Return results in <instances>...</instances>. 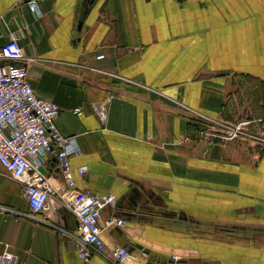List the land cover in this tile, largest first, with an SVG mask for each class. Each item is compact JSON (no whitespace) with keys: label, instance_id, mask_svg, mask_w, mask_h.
Listing matches in <instances>:
<instances>
[{"label":"crops","instance_id":"0c3cea01","mask_svg":"<svg viewBox=\"0 0 264 264\" xmlns=\"http://www.w3.org/2000/svg\"><path fill=\"white\" fill-rule=\"evenodd\" d=\"M37 5L0 0V43L14 32L35 58L28 80L59 106L57 126L80 147L69 159L76 187L113 193L103 218L126 224L103 231L105 255L83 263L60 230L76 233L77 222L58 194L39 214L47 222L32 219L0 165V251L17 264H113L116 246L131 253L125 264H264V142L205 139L196 115L252 120L264 137V0ZM109 93L103 124L91 103ZM43 167L64 189L56 158Z\"/></svg>","mask_w":264,"mask_h":264},{"label":"built area","instance_id":"2783aa9c","mask_svg":"<svg viewBox=\"0 0 264 264\" xmlns=\"http://www.w3.org/2000/svg\"><path fill=\"white\" fill-rule=\"evenodd\" d=\"M20 1H25L32 12H39L37 0ZM103 57L104 54H98L95 58L100 60ZM34 59L26 57L19 36L14 32L0 43V165L6 176L21 185L30 218L47 222L39 218V214L49 207L52 195L58 194L60 202L77 222L76 233L63 228L60 230L74 241L81 261L88 263L93 253H106L102 232L111 227L125 226L126 219L114 214L103 218L104 209L116 204L117 198L113 193H97L76 187L69 159L80 153V147L75 136L63 134L57 126L55 119L59 106L41 97L28 80V64ZM113 97L109 93L103 100L91 103L93 113L103 124L107 121L108 106ZM80 110L77 107L74 112L78 114ZM196 115L208 126L198 129L205 139H240L248 144L264 142L262 135L249 129L252 120L225 122L200 113ZM46 156L56 158L64 189L56 188L44 170ZM86 171V166L76 168L82 177ZM109 254L113 264H125L131 255L125 246H116L109 250ZM0 264H17V259L9 250L3 249L0 251Z\"/></svg>","mask_w":264,"mask_h":264},{"label":"rangeland","instance_id":"374dc122","mask_svg":"<svg viewBox=\"0 0 264 264\" xmlns=\"http://www.w3.org/2000/svg\"><path fill=\"white\" fill-rule=\"evenodd\" d=\"M234 236L237 237V238H242V237H244V236H242L241 233L234 234ZM258 244H260V245H264V236L258 240Z\"/></svg>","mask_w":264,"mask_h":264},{"label":"water","instance_id":"95a60500","mask_svg":"<svg viewBox=\"0 0 264 264\" xmlns=\"http://www.w3.org/2000/svg\"><path fill=\"white\" fill-rule=\"evenodd\" d=\"M89 2L91 1V0H88Z\"/></svg>","mask_w":264,"mask_h":264}]
</instances>
